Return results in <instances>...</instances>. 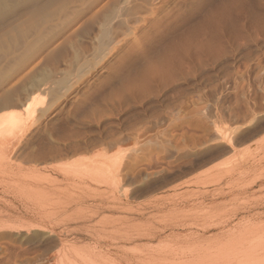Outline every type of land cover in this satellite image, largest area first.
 <instances>
[{
    "label": "rangeland",
    "instance_id": "rangeland-1",
    "mask_svg": "<svg viewBox=\"0 0 264 264\" xmlns=\"http://www.w3.org/2000/svg\"><path fill=\"white\" fill-rule=\"evenodd\" d=\"M41 95L0 149V264L241 230L233 264H264V0H0V107Z\"/></svg>",
    "mask_w": 264,
    "mask_h": 264
},
{
    "label": "bare ground",
    "instance_id": "bare-ground-1",
    "mask_svg": "<svg viewBox=\"0 0 264 264\" xmlns=\"http://www.w3.org/2000/svg\"><path fill=\"white\" fill-rule=\"evenodd\" d=\"M39 96H37V98H38ZM45 96H40V100H37L36 99V102H34V100H32L33 98L31 97V98H29L28 99V101L26 102V104L24 105V107H23V111L24 112H20V113H16V112H6L5 110L6 109H9L11 106L10 105H4V106H2V107H0V149L1 150H4L5 151V153H7V152H9V149L10 148H12V147H14L13 146V142L14 141H16L17 139L16 138H18V135L19 134H21V133H23L24 132V128H25V125H26V123H25V120L23 119V115H25V116H29V117H31V116H33L35 113H36V109L39 107H41L40 105H42L43 103H46L45 102ZM47 101V100H46ZM43 106V105H42ZM215 133L218 135V136H220V138L222 139V140H227V136H226V134H225V132L223 131V130H221V129H216L215 130ZM21 137V136H20ZM14 139H16V140H14ZM22 139V138H21ZM14 140V141H13ZM12 150V149H11ZM7 151V152H6ZM52 153H57L54 149L51 151ZM107 157V156H106ZM5 158H6V156L5 155H0V164H4V162H6L5 161ZM30 158V157H29ZM103 158V157H102ZM104 158H105V156H104ZM103 158V159H104ZM109 158V157H108ZM110 158H113V156L111 155L110 156ZM109 158V159H110ZM31 159V158H30ZM114 159V158H113ZM112 159V160H113ZM3 160H4V162H3ZM6 160H7V158H6ZM29 160V159H28ZM118 160V159H117ZM1 161H2V163H1ZM31 161V160H30ZM105 161V160H104ZM7 162H8V160H7ZM6 162V163H7ZM53 162H56L55 160L53 161ZM106 162V161H105ZM107 162H108V160H107ZM106 162V163H107ZM109 162H112L111 161V159L109 160ZM108 162V163H109ZM114 162V161H113ZM6 163H5V165H3L2 166V168L5 166L6 167ZM57 163V162H56ZM56 163H54V164H56ZM48 164V163H47ZM52 164V163H51ZM119 164V163H118ZM9 166V165H8ZM47 166V165H46ZM50 166V165H49ZM57 166H59V164L57 165ZM56 166V167H57ZM103 167H105L104 165H102ZM113 166H115V165H113ZM7 168V167H6ZM13 168V167H12ZM46 168V167H45ZM53 168V167H52ZM51 168V169H52ZM28 169V168H27ZM34 169V168H33ZM39 169V168H38ZM62 169V168H61ZM60 169V172H62L63 170H61ZM107 169H109V168H107ZM5 170V169H4ZM10 170V169H9ZM16 170V169H15ZM32 170V169H31ZM65 170V169H64ZM28 171V170H27ZM36 172H37V170H35ZM55 171V170H54ZM100 171H101V169H100ZM7 172H8V170H7ZM30 172V171H29ZM33 172V171H32ZM56 172V171H55ZM64 172V171H63ZM101 173H102V171H101ZM64 174V173H63ZM66 174V173H65ZM5 175V174H4ZM115 180V179H114ZM105 182H107V181H105ZM108 182H110L109 180H108ZM102 185V184H101ZM105 185V184H104ZM26 187V186H25ZM22 193V192H21ZM24 194V193H23ZM30 197V196H29ZM104 221H107V220H103V222ZM109 221V220H108ZM101 222V221H100ZM111 222H112V220H111ZM105 223V222H104ZM104 223H102V225H101V223L99 224V225H101V226H103V224ZM114 223H117V222H115V220H114ZM120 223H122V222H120ZM106 224H108V225H111V223L109 224V222L107 223L106 222ZM113 225V224H112ZM115 225V224H114ZM123 225V224H122ZM117 226V225H116ZM256 226V225H255ZM1 227V226H0ZM108 227H110V226H108ZM118 227V226H117ZM120 227V226H119ZM250 227V226H249ZM111 229H115V232L113 233V232H110V233H113V237L115 236V237H117V235H119V234H117V232H119L120 231V229H119V231H117L116 229L117 228H115V226L113 227H111ZM249 229V228H248ZM99 230H100V228H99ZM97 231V232H101V231ZM241 230V229H240ZM245 230V229H244ZM251 230L252 231H254V230H259L258 229V227L256 228H251ZM112 231V230H111ZM122 231V230H121ZM242 232H243V230H241ZM249 233L251 232V233H253L252 231H249V230H247ZM240 233V232H231V233H229L230 235L229 236H227V238L225 237L224 239H227L226 241H224V242H219L220 244H223V245H221V246H219V247H221L220 249H223V248H225V249H223V251H221V253L219 254V256H216V255H210V254H208V253H206V252H201V250H199V248H198V251H200V252H198L197 251V249L195 250V251H197V252H195V251H193V252H195L196 254H194V256L193 255H189V254H184V255H182V256H179V254H178V256H176L177 254L175 253L174 254V256H176L175 258H172V255H171V253L172 252H170V251H168V250H164V247H163V249H162V251L161 252H159L160 250H156V249H159V248H156L155 250L156 251H154V252H150V250L148 251V252H145L144 253V251L143 252H141V251H138L137 250V247L134 249V247H133V250H132V248H130V249H128V251H122L120 248H113V249H111L112 247H109V245H108V247L109 248H107V246H106V248L107 249H103V250H101L100 248L97 250V248H92L93 250H91L90 252H86V253H78V252H76V254L78 255V259L80 260V264H121V262H123V264L125 263V264H217L219 261L221 262V264H233V262H234V259L232 258V255L233 254H230V252H228L227 251V249H226V247H228L229 245H231V244H233V243H235V242H242V240H244V235H245V233ZM1 233V232H0ZM102 233V232H101ZM148 233H149V231H148ZM147 233V234H148ZM103 234V233H102ZM102 234H100V235H102ZM105 234V233H104ZM104 234H103V239L104 238H106V240H107V237L109 236V233H108V236L106 237H104ZM107 234V233H106ZM129 234V233H128ZM127 234V235H128ZM132 234V233H131ZM134 234V233H133ZM136 234V237L138 236L137 234L138 233H135ZM254 234V233H253ZM97 235V234H96ZM111 235V234H110ZM127 235H126V237H127ZM145 235V234H144ZM144 235H141V237H143ZM149 235H150V233H149ZM99 236V235H98ZM147 236V235H146ZM97 237V236H96ZM112 236H110V238H111ZM112 237V238H113ZM122 237H124V235H122ZM125 237V238H126ZM128 237H130V234L128 235ZM135 237V236H134ZM252 237V236H251ZM99 238L101 239L102 237L101 236H99ZM110 238H108V239H110ZM119 238H120V236H119ZM131 238V237H130ZM144 238H145V236H144ZM262 238H263V236H262ZM2 239V238H1ZM117 240H119L118 238H116ZM120 239H124V238H120ZM129 239V238H128ZM247 239V238H246ZM98 240V239H97ZM105 240V241H106ZM111 240V239H110ZM113 240V239H112ZM120 241V240H119ZM118 241V242H119ZM122 241V240H121ZM125 241H127V240H125ZM129 241V240H128ZM128 241L126 242V243H128ZM96 242H98V241H96ZM102 242V241H101ZM106 242H108V241H106ZM113 242H115V240L113 241ZM124 242V241H123ZM132 242H133V240H132ZM165 242H167V241H165ZM104 243V242H103ZM112 243V242H111ZM120 243V242H119ZM164 243V242H163ZM100 244V243H99ZM117 244V243H116ZM121 244V243H120ZM8 245V244H7ZM97 245V244H96ZM112 245V244H111ZM163 245V244H162ZM187 245V244H186ZM185 245V246H186ZM194 245V244H193ZM103 246H105V245H103ZM113 246V245H112ZM115 246H117V245H115ZM140 246H142V245H140ZM252 246V245H251ZM139 247V246H138ZM143 247V246H142ZM150 247V246H149ZM182 247V246H181ZM197 247V246H196ZM66 248V247H65ZM69 248V247H68ZM160 248H161V246H160ZM167 248H168V246H167ZM166 248V249H167ZM178 248H179V246H178ZM183 248V247H182ZM181 248V250H183V253H184V251L186 250H184V249H182ZM184 248H186V247H184ZM191 248V247H190ZM190 248H188V249H190ZM193 248V247H192ZM191 248V249H192ZM67 249V248H66ZM143 249V248H142ZM150 249H151V247H150ZM152 249H153V247H152ZM201 249V248H200ZM72 250V249H71ZM139 250H141V249H139ZM143 250H145L146 251V249H143ZM154 250V249H153ZM176 250H177V248H176ZM180 250V251H181ZM193 250H194V248H193ZM245 250V247H244V249L241 251V250H239V252H240V254H241V256H245V255H242V253L243 254H246V252L244 251ZM250 250H251V252H254L255 250H253V247H251L250 248ZM69 251V250H68ZM188 251V250H187ZM186 251V252H187ZM192 251V250H191ZM62 252V251H61ZM65 252V251H64ZM64 252H63V254H64ZM185 252V253H186ZM223 252V253H222ZM238 252V253H239ZM57 253V252H56ZM70 253V252H69ZM179 253V252H178ZM187 253H190V252H187ZM180 254H181V252H180ZM66 255V254H65ZM70 255V254H69ZM58 256V255H57ZM64 256V255H63ZM76 257V256H75ZM246 257V256H245ZM7 258V257H6ZM61 259V258H60ZM66 259H67V256H66ZM8 260V259H7ZM53 260H55V262H56V259H53ZM59 260V259H58ZM70 260V259H69ZM68 259L66 260V261H68L69 263H70V261H69ZM5 261V260H4ZM74 261V260H73ZM6 262V261H5ZM8 263V262H7ZM58 263H60L59 261H58ZM74 263V262H73ZM6 264V263H5ZM70 264H72V262L70 263Z\"/></svg>",
    "mask_w": 264,
    "mask_h": 264
}]
</instances>
